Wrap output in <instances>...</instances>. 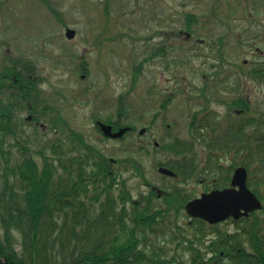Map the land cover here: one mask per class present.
Listing matches in <instances>:
<instances>
[{
  "label": "rangeland",
  "instance_id": "1",
  "mask_svg": "<svg viewBox=\"0 0 264 264\" xmlns=\"http://www.w3.org/2000/svg\"><path fill=\"white\" fill-rule=\"evenodd\" d=\"M187 13L205 15L209 33L190 41L187 35L184 41L179 32L185 33ZM67 29L75 31L73 40L66 38ZM174 31L176 37L171 34ZM163 46L165 56L145 57L152 48ZM12 62L25 63L33 77H41L42 86L34 92L63 113L74 128L90 135L99 148L104 145L96 142L100 136L96 121L108 124L104 117L110 115L132 127L134 133L124 140L104 143L108 156L118 161L126 159L121 151L128 147L135 151L148 147L147 153H135L145 180L134 177L135 173L124 174L130 178L132 202L148 195L147 186L169 196L176 185L197 198L224 184L236 167L249 166L252 153L247 150L261 147L258 137L264 134V126L257 124L264 120V0H0V71ZM151 91L156 93L153 98ZM121 97L130 114H119L122 108L114 106ZM238 100L243 105H236ZM200 112V118H215L218 131L211 138L219 139L220 147L208 150L206 143L199 142L203 140L199 134L194 136L197 147L191 145L192 153L197 152L200 164L209 157L217 159L220 174L203 175V184L200 180L189 185L159 176V164L178 161L163 145L173 140L169 136L188 141L191 120ZM239 112L242 117L237 116ZM28 116L24 111L23 121ZM42 119L48 124V119ZM240 127L242 134L233 137L232 143L222 139L226 129ZM144 128L145 135L139 137ZM49 132L54 138L55 130ZM209 132L208 128L202 137L206 139ZM44 139L31 137L38 143ZM227 148L229 155L224 154ZM20 159L13 156L15 162ZM183 223H191L186 215ZM219 228L231 233L236 229L233 224ZM212 235L207 240L212 241ZM169 240L159 239L160 246ZM167 250L176 251L177 259L191 255L175 244H167Z\"/></svg>",
  "mask_w": 264,
  "mask_h": 264
},
{
  "label": "trees",
  "instance_id": "2",
  "mask_svg": "<svg viewBox=\"0 0 264 264\" xmlns=\"http://www.w3.org/2000/svg\"><path fill=\"white\" fill-rule=\"evenodd\" d=\"M206 19L205 15L185 14V33L181 31L179 35L184 41L190 35V41L208 34ZM171 34L176 37L175 31ZM166 54L163 46L152 48L145 57L154 60ZM41 80L33 77L25 63L12 62L0 71V264H264V151L260 152V148L264 150V134L258 137L260 148L247 150L252 153L248 159L252 171L249 187L262 201L263 209L247 219H230L214 227L200 220L181 224L184 206L191 199L186 189L174 185L172 195L160 200L150 190L132 202L130 178L124 174L135 173L134 177L145 180L135 153H147L144 149L148 147L136 151L128 147L125 153L121 151L127 155L125 160H112L105 148L106 139L97 138V144L104 145L99 148L90 135L67 123L63 113L60 115L55 106L34 92L42 86ZM117 101L119 105L114 106L122 108L119 114H130L124 99ZM236 105H243V100ZM166 106L165 103L163 107ZM24 111L33 115L36 131L23 121ZM202 114L193 116L188 141L169 136L173 140L162 143L163 149L167 148L178 161L159 166L174 171L179 179L173 180L188 185L202 180L203 175L220 174L217 159L209 157L200 164L197 152L192 153L197 147L194 136L199 134L203 139L199 142L206 143L208 150L220 147L219 139L211 138L218 131L214 128L215 118H200ZM42 118L48 119V124ZM104 118L117 129L129 127L110 115ZM257 125L263 127L264 120ZM208 128L210 132L204 139L202 134ZM28 130L32 135L27 134ZM49 130H55L52 139ZM241 134V127L230 131L228 128L221 137L230 144L233 137ZM31 137L47 141L38 143ZM228 151L225 149L224 154L229 155ZM17 155L21 159L15 162L13 156ZM229 177L221 186L217 183L215 189L226 186ZM156 202H161V206L155 207ZM230 224L236 228L234 233L219 228H229ZM209 233L213 234L212 241L207 240ZM168 238L161 247L159 239ZM166 243L190 252V257L177 259L176 251H168Z\"/></svg>",
  "mask_w": 264,
  "mask_h": 264
},
{
  "label": "water",
  "instance_id": "3",
  "mask_svg": "<svg viewBox=\"0 0 264 264\" xmlns=\"http://www.w3.org/2000/svg\"><path fill=\"white\" fill-rule=\"evenodd\" d=\"M66 36L68 39H73L75 31L67 30ZM99 125L104 135L112 139H119L128 131V129H123L113 134L110 126ZM140 133L143 134L144 131ZM159 173L165 176H174L173 172L164 168H160ZM246 179V170L244 168L237 169L231 183L232 188L204 194L200 199L188 203L185 207L187 215L209 224H216L230 217L234 219L248 217L249 214L261 210L262 205L258 198L247 188ZM154 191H157L158 197L161 196L162 192L160 190L154 188Z\"/></svg>",
  "mask_w": 264,
  "mask_h": 264
},
{
  "label": "flooded vegetation",
  "instance_id": "4",
  "mask_svg": "<svg viewBox=\"0 0 264 264\" xmlns=\"http://www.w3.org/2000/svg\"><path fill=\"white\" fill-rule=\"evenodd\" d=\"M119 129V128H118Z\"/></svg>",
  "mask_w": 264,
  "mask_h": 264
}]
</instances>
